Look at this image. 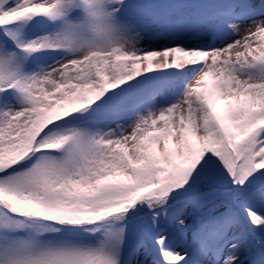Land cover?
Here are the masks:
<instances>
[{"label": "snow or ice", "instance_id": "6c2138e0", "mask_svg": "<svg viewBox=\"0 0 264 264\" xmlns=\"http://www.w3.org/2000/svg\"><path fill=\"white\" fill-rule=\"evenodd\" d=\"M0 264H264V0H0Z\"/></svg>", "mask_w": 264, "mask_h": 264}, {"label": "rangeland", "instance_id": "374dc122", "mask_svg": "<svg viewBox=\"0 0 264 264\" xmlns=\"http://www.w3.org/2000/svg\"><path fill=\"white\" fill-rule=\"evenodd\" d=\"M149 37H151V33H149ZM243 253V255H244V252H242ZM243 255H242V257H243Z\"/></svg>", "mask_w": 264, "mask_h": 264}, {"label": "bare ground", "instance_id": "6f19581e", "mask_svg": "<svg viewBox=\"0 0 264 264\" xmlns=\"http://www.w3.org/2000/svg\"><path fill=\"white\" fill-rule=\"evenodd\" d=\"M240 255L242 256V255H243V253L241 252V253H240Z\"/></svg>", "mask_w": 264, "mask_h": 264}]
</instances>
